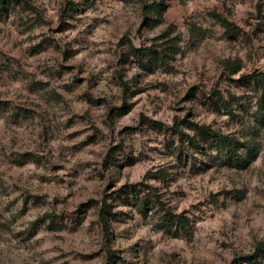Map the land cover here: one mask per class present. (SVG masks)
<instances>
[{"label": "rangeland", "instance_id": "1", "mask_svg": "<svg viewBox=\"0 0 264 264\" xmlns=\"http://www.w3.org/2000/svg\"><path fill=\"white\" fill-rule=\"evenodd\" d=\"M258 74L264 0L0 4V264H264Z\"/></svg>", "mask_w": 264, "mask_h": 264}, {"label": "trees", "instance_id": "2", "mask_svg": "<svg viewBox=\"0 0 264 264\" xmlns=\"http://www.w3.org/2000/svg\"><path fill=\"white\" fill-rule=\"evenodd\" d=\"M16 1L17 0H0V4L2 6L9 7L11 4L15 3ZM216 18L222 23L223 26L226 27L229 33L231 34L237 33L232 23L228 22L226 19H223L221 16L216 15ZM166 49L169 50L170 52H177L178 45L173 42L170 45H168ZM131 51L136 57L140 59L149 58L152 60V58L156 57L155 55L152 56V50L150 48L141 49V48L133 47ZM167 55H168L167 52H165L162 54V57L164 58ZM254 78L261 83L260 84L261 95L258 99L257 107H258V111L264 114V74H258V76H255ZM223 102H224L225 109H227L228 111H232L231 104L227 101H223ZM204 134L206 135V140L210 139L211 141H213V145L217 149H225L227 155L230 156L232 159L234 158L236 159V161H242V162L248 161L247 159L243 158V155L238 152L237 148H235L234 142L229 139H226L224 135L214 132L210 130L209 128H208V132H205ZM195 142H196L195 140H192V143H195ZM144 203L146 205L149 204L147 200ZM102 212H106V210H103ZM263 254H264V250H263ZM248 264H258L257 259L250 257L248 259Z\"/></svg>", "mask_w": 264, "mask_h": 264}]
</instances>
